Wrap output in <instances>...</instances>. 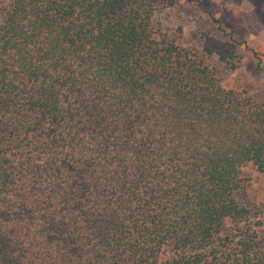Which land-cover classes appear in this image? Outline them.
<instances>
[{
	"label": "trees",
	"instance_id": "1",
	"mask_svg": "<svg viewBox=\"0 0 264 264\" xmlns=\"http://www.w3.org/2000/svg\"><path fill=\"white\" fill-rule=\"evenodd\" d=\"M173 2L0 0V264H264V99L152 24Z\"/></svg>",
	"mask_w": 264,
	"mask_h": 264
},
{
	"label": "rangeland",
	"instance_id": "2",
	"mask_svg": "<svg viewBox=\"0 0 264 264\" xmlns=\"http://www.w3.org/2000/svg\"><path fill=\"white\" fill-rule=\"evenodd\" d=\"M152 24L183 46L204 52L209 45L213 55L206 57L225 87L264 99V0H174L154 12ZM224 50L237 56V68L220 59ZM245 171L239 201L264 200V173Z\"/></svg>",
	"mask_w": 264,
	"mask_h": 264
}]
</instances>
